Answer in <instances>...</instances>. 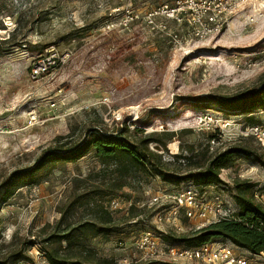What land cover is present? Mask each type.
<instances>
[{"label": "rangeland", "instance_id": "obj_1", "mask_svg": "<svg viewBox=\"0 0 264 264\" xmlns=\"http://www.w3.org/2000/svg\"><path fill=\"white\" fill-rule=\"evenodd\" d=\"M174 1L0 0V263L43 264V249L74 259L86 246L117 264H186L145 259L150 249L139 246L141 234L150 231L159 246L185 245L163 234L177 237L219 218L213 210L204 217L180 210L159 221L172 203L152 197L173 193L186 181L165 182L143 172L122 178L126 184L117 188L114 164L102 163L92 149L32 170L43 151L66 141L67 149L75 147L92 128L101 133L126 127L137 137H158L161 142L150 141L149 148L163 160L187 155L189 147L210 153L257 144L246 136L247 127H264V110L247 113L208 101L264 80V0H238L237 13L204 38L164 13L149 16ZM47 61L46 71L34 76L33 65ZM13 173L12 192L2 199ZM219 175L230 184L254 182L257 202L264 194V165L246 156L235 157ZM206 191L233 198L222 184ZM98 209L110 212L117 230L81 245L61 238L96 219ZM19 253L22 258L13 261Z\"/></svg>", "mask_w": 264, "mask_h": 264}, {"label": "trees", "instance_id": "obj_2", "mask_svg": "<svg viewBox=\"0 0 264 264\" xmlns=\"http://www.w3.org/2000/svg\"><path fill=\"white\" fill-rule=\"evenodd\" d=\"M208 102L215 103L222 108L234 109L239 106V109L247 113L255 109L264 110V80L258 86L247 88L231 96H215ZM92 129L94 130H89L86 139L79 142V145L75 147L68 146L67 149L66 145L69 142L66 141L43 151L38 165L32 170L35 172L50 160L77 159L92 149L102 163L114 164L119 173L113 179V181L118 180L115 182L117 188L126 184L125 181H121L122 178L143 172L156 174L165 182L192 181L200 187L210 184L226 185L227 189L232 192L238 206L235 218H222L201 228L191 229L177 237L170 234H163V237L171 242H182L185 244L183 246H198L208 241L223 239L229 240L252 253L264 252V206L254 199L255 183L247 179H234L230 184L219 175L222 167L240 155L264 165V145H260V142L254 137L246 135L257 143L255 146L248 143L233 144L223 150L210 153H208V149L196 153L193 152L192 147H189V154L175 153L172 160H163L161 153L149 148L150 141L161 142L158 137H152L151 134L137 137V135L127 132L126 127L115 129L114 131L117 133L109 130L100 133L95 128ZM171 136L172 133H169L168 138ZM14 174L6 179L7 184L1 195L2 199H7L12 192L10 188L13 185ZM95 213L96 219L86 220L74 226L70 233L61 238L66 237L69 245H72L71 242L81 245L86 243L84 242L85 239L97 234L108 235L117 230L108 210L98 209ZM43 252L50 264H117L112 259L97 256L86 246H82L79 251L73 253L74 259H72L71 253L58 254L57 251L50 249H43ZM22 256L21 253L15 254L12 260H19ZM0 264L5 263L2 261Z\"/></svg>", "mask_w": 264, "mask_h": 264}, {"label": "built area", "instance_id": "obj_3", "mask_svg": "<svg viewBox=\"0 0 264 264\" xmlns=\"http://www.w3.org/2000/svg\"><path fill=\"white\" fill-rule=\"evenodd\" d=\"M239 3L238 0H175L170 6L163 4L161 10H153L149 16L164 13L177 23L186 22L193 36L204 38L217 32L231 14L233 16L237 13ZM161 25L165 27V24ZM49 66V61L37 62L31 71L36 76L46 71ZM35 120V113L30 112L28 121L33 123ZM247 130V134L254 136L261 145H264V127L254 124L247 127ZM211 141L215 140L211 139ZM209 186H203L204 190H202L203 187L197 186L192 181H186L173 193L164 192L162 195L153 196L154 201L163 197L165 202L172 203L170 209L159 215V221H165L166 215L169 218L171 212L177 213L180 210L187 217L193 216L196 212L198 216L204 217L207 212L213 210L219 218L211 222L222 218H235L238 206L234 198L226 200L220 195H212L211 192L206 191ZM262 200L264 194L260 193L259 202L264 206ZM156 238L150 231L141 234L139 246L150 249V254L146 255L145 259H168L186 264L198 263V261L204 264H264L262 257L264 252L252 253L229 240H223L222 243L212 240L198 246H176L172 243H161L159 246ZM42 263L50 264L47 260H43Z\"/></svg>", "mask_w": 264, "mask_h": 264}]
</instances>
